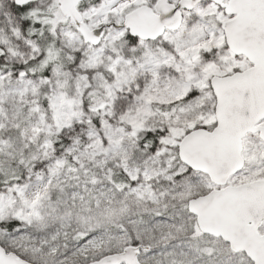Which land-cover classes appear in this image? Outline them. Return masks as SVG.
Here are the masks:
<instances>
[{"label":"snow or ice","instance_id":"obj_1","mask_svg":"<svg viewBox=\"0 0 264 264\" xmlns=\"http://www.w3.org/2000/svg\"><path fill=\"white\" fill-rule=\"evenodd\" d=\"M0 264H264V0H0Z\"/></svg>","mask_w":264,"mask_h":264}]
</instances>
